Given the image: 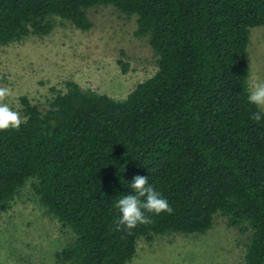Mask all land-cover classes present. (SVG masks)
I'll use <instances>...</instances> for the list:
<instances>
[{
    "label": "trees",
    "instance_id": "16d2710c",
    "mask_svg": "<svg viewBox=\"0 0 264 264\" xmlns=\"http://www.w3.org/2000/svg\"><path fill=\"white\" fill-rule=\"evenodd\" d=\"M108 5L137 16L157 72L123 100L72 81L45 111L23 97L29 119L0 132V207L35 180L42 206L75 234L57 254L67 263L127 264L141 238L203 234L221 214L250 234L245 264H264V118L252 119L247 85L264 0H0V44L50 34L54 16L88 31L87 11ZM137 175L174 212L147 214L129 234L115 203Z\"/></svg>",
    "mask_w": 264,
    "mask_h": 264
},
{
    "label": "rangeland",
    "instance_id": "374dc122",
    "mask_svg": "<svg viewBox=\"0 0 264 264\" xmlns=\"http://www.w3.org/2000/svg\"><path fill=\"white\" fill-rule=\"evenodd\" d=\"M87 16L93 25L88 31L54 16L50 34L0 44V86L12 89L7 102L21 118L27 116L23 97L45 111L58 92L66 91V82L123 100L157 72L149 37L136 35L137 16L112 5L91 8ZM247 57L249 88L252 76L264 81V27L251 30ZM34 183L29 180L6 209L0 207V264H75L57 257L75 234L42 206ZM249 236L217 214L203 234L156 235L151 242L141 238L127 264H245Z\"/></svg>",
    "mask_w": 264,
    "mask_h": 264
},
{
    "label": "clouds",
    "instance_id": "9594fccd",
    "mask_svg": "<svg viewBox=\"0 0 264 264\" xmlns=\"http://www.w3.org/2000/svg\"><path fill=\"white\" fill-rule=\"evenodd\" d=\"M13 96L11 88L0 86V132L9 129L19 130L29 117L21 118L18 111L9 106V99ZM248 102L256 106L259 111L252 114V119L260 122L264 118V81H258L255 76L249 80ZM130 188L133 195H123L115 203L121 213L118 221L131 234V230L138 225H147L152 220L147 214L159 215L161 213L173 214L174 209L161 193L149 183L147 176L137 175L133 178Z\"/></svg>",
    "mask_w": 264,
    "mask_h": 264
}]
</instances>
